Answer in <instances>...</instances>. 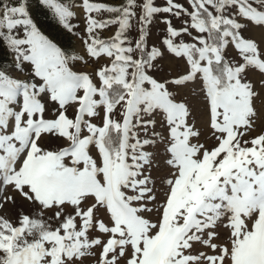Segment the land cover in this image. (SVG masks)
Wrapping results in <instances>:
<instances>
[{
  "label": "snow or ice",
  "instance_id": "1",
  "mask_svg": "<svg viewBox=\"0 0 264 264\" xmlns=\"http://www.w3.org/2000/svg\"><path fill=\"white\" fill-rule=\"evenodd\" d=\"M37 2L78 45L0 0V264H264V0Z\"/></svg>",
  "mask_w": 264,
  "mask_h": 264
},
{
  "label": "rangeland",
  "instance_id": "2",
  "mask_svg": "<svg viewBox=\"0 0 264 264\" xmlns=\"http://www.w3.org/2000/svg\"><path fill=\"white\" fill-rule=\"evenodd\" d=\"M31 10L34 20L38 22V26L41 27L45 34L49 35L50 38L54 39L56 42L60 43L61 46H71L76 47V44H72L70 40L61 33V30L56 26L50 13L46 9L42 8L37 0H31ZM4 66L7 67L11 63V57L3 59Z\"/></svg>",
  "mask_w": 264,
  "mask_h": 264
}]
</instances>
